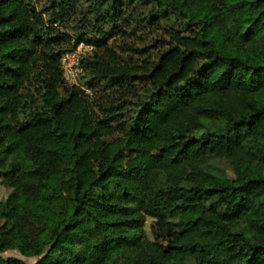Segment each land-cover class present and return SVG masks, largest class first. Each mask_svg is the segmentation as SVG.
<instances>
[{"label": "trees", "instance_id": "1", "mask_svg": "<svg viewBox=\"0 0 264 264\" xmlns=\"http://www.w3.org/2000/svg\"><path fill=\"white\" fill-rule=\"evenodd\" d=\"M77 1L0 0V264H264V0Z\"/></svg>", "mask_w": 264, "mask_h": 264}, {"label": "rangeland", "instance_id": "2", "mask_svg": "<svg viewBox=\"0 0 264 264\" xmlns=\"http://www.w3.org/2000/svg\"><path fill=\"white\" fill-rule=\"evenodd\" d=\"M51 0H32V2L36 5L37 9H41L43 7H45V5L47 3H49ZM76 3V2H75ZM87 1L85 0H79L77 1L76 5H82L85 6L87 5ZM47 17V16H46ZM53 25H55L56 30L55 31H60V32H68L70 31V26L68 23H66L67 26H64V22H59L56 21ZM110 33V32H109ZM141 41H135L137 46H142V45H147V48H149V50L151 52H155L157 49V43H154V39H155V35L153 33H141ZM109 37H107L108 41L110 42L112 40V38L114 37L113 34H109ZM86 45L90 46L89 48H87L84 53L88 50H90L92 48L91 44L85 43ZM80 76V87L81 89H84L90 97H93L95 94V91H97L98 89H101L104 85V81H100V80H93L91 76H89V74L86 71H83L82 74L79 73ZM65 81V80H64ZM66 83V82H65ZM91 85H94V87H91ZM39 96H37L36 91L33 90L32 88L27 89L25 91V99H27V102L31 100V98L36 99L37 103H39L38 98ZM40 162L46 164L50 171L53 173L57 172V168H58V161L48 158L46 156H41L39 159ZM9 192V188L3 186L0 183V199H3L6 194ZM63 197V184L62 183H58V182H54L53 183V193L52 196L49 200V204L51 207H55L57 206L61 199ZM144 230L148 233L149 232V226H148V222L145 224L144 226ZM2 255L4 256H17V257H21L24 258L23 256H21L19 254L18 251L16 250H8L6 252H4ZM33 260V258H28L27 261L29 263H31Z\"/></svg>", "mask_w": 264, "mask_h": 264}, {"label": "built area", "instance_id": "3", "mask_svg": "<svg viewBox=\"0 0 264 264\" xmlns=\"http://www.w3.org/2000/svg\"><path fill=\"white\" fill-rule=\"evenodd\" d=\"M89 47L85 43L79 42L72 51L66 52L61 56L62 76L66 83L78 84V75L81 72L79 60L84 51Z\"/></svg>", "mask_w": 264, "mask_h": 264}]
</instances>
